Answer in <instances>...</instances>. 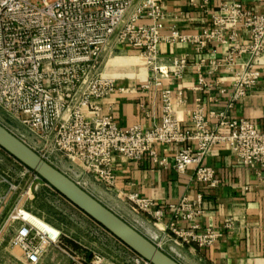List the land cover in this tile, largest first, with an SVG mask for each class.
<instances>
[{
    "label": "built area",
    "instance_id": "2783aa9c",
    "mask_svg": "<svg viewBox=\"0 0 264 264\" xmlns=\"http://www.w3.org/2000/svg\"><path fill=\"white\" fill-rule=\"evenodd\" d=\"M167 17L163 0H0V115L4 119L0 123L89 193L93 182L115 188L120 159L151 158L168 166L170 162L158 150L161 144L178 146L174 169L179 173L194 169L196 178L211 187L220 181L206 158L220 144H227L232 155L264 181V130L251 120L230 119L221 111L212 112L210 117L217 118L212 124L202 109H195L191 126L184 128L175 115L170 88L161 91L163 113L152 127L123 128L113 115L103 113L100 101L120 89L118 79L105 74L107 55L125 48L138 50L153 72L141 84L145 89L162 87L170 72L181 76L186 71L187 56L174 58L169 66L161 64L164 40L194 43L200 51L216 42L233 43L215 69L233 73V101L243 100L257 86L260 71L256 64L264 54V11L250 10L242 0H220L211 11V27L195 36L181 33L177 26L164 36ZM244 36L247 43L241 42ZM207 73H199L197 89L209 85ZM7 163L19 170L21 179L31 177V191L36 183L37 192L45 186L50 194H60L0 146V185L9 184L10 191L19 186L2 169ZM8 198L9 192L0 195V213ZM126 198L155 223L166 217V207L153 199L133 191ZM167 208L171 211L167 228L174 238L159 230L147 237L178 261L182 254L177 240L206 247L222 237L213 228L202 230L199 219L204 210L189 198ZM26 211L17 206L5 227L14 228L10 245L21 249L27 264H40L51 246L60 248L70 264H117L109 263L100 252L94 251L88 259L84 253L63 247L61 231L43 219L26 217ZM180 220L188 227H180ZM232 224L229 220L227 227ZM128 249L127 264H152Z\"/></svg>",
    "mask_w": 264,
    "mask_h": 264
},
{
    "label": "crops",
    "instance_id": "0c3cea01",
    "mask_svg": "<svg viewBox=\"0 0 264 264\" xmlns=\"http://www.w3.org/2000/svg\"><path fill=\"white\" fill-rule=\"evenodd\" d=\"M205 1L163 0V9L168 13L163 35L170 36L173 26H177L181 33L190 36L200 35L204 29L211 27V11L217 9L220 0H208L207 4ZM242 2L250 10L264 11V0ZM241 42L247 43L248 37H242ZM233 45L216 42L200 51L199 46L194 43L164 40L160 44L161 64L169 66L174 58L187 56L189 67L186 71L181 76L170 72L169 77L163 79L162 87L153 85L150 89L142 88L141 84L153 77L152 71L147 72L143 79L137 75L118 79L120 89L100 101L103 113L113 115L123 128L133 125L152 127L161 121L163 113L161 91L170 88L174 96L175 115L184 128L191 126L192 111L202 109L208 117L212 112L222 111L226 112L230 119H248L264 130V54L256 64L260 71L257 86L243 100L233 101V73L224 68L215 69L217 62L225 58ZM124 50L139 52L133 48ZM210 69L213 71L210 72ZM208 70L206 79L209 85L197 89L199 73ZM210 119L212 124L217 122V118ZM177 149L178 146L175 144L158 146L160 155L170 162L168 166L155 163L151 158L138 162L120 159L117 163L115 188L108 189L99 182H93L90 193L125 220V216L136 220L143 227L146 236H149L151 231L159 230L166 231L168 236L173 237V233L167 228L171 218V211L167 207L187 197L204 210L199 219L202 230L213 228L222 233V237L213 246L206 247L177 240V249L182 254L179 258L180 263L264 264V181L255 170L238 161L227 144H220L206 158V163L214 167L220 181L218 186L211 187L196 178L194 169L185 173H179L174 169L173 161ZM130 191L153 199L158 205L166 207L167 214L164 220L155 223L146 213L139 211L126 198V193ZM2 194H5V189L0 187V195ZM32 216L36 220L34 215ZM87 218L89 216L85 214V217L78 220L86 222ZM229 220L233 222L231 228L227 227ZM91 221L93 223L89 228L83 227L84 237L90 241H85L83 236L67 235L63 228L58 227L63 234L62 246L84 253L91 259L94 251H101L98 240L103 241L105 238L110 248L107 255L117 263L127 264L130 254L128 247L93 219ZM178 225L188 227V223L181 220ZM46 227L51 228L50 225ZM70 263V258L60 248L51 246L40 264Z\"/></svg>",
    "mask_w": 264,
    "mask_h": 264
},
{
    "label": "rangeland",
    "instance_id": "374dc122",
    "mask_svg": "<svg viewBox=\"0 0 264 264\" xmlns=\"http://www.w3.org/2000/svg\"><path fill=\"white\" fill-rule=\"evenodd\" d=\"M104 71L106 75L121 80L129 77V75L130 77L137 75L140 76L141 79H143L147 72H150L151 69L148 66L145 57L141 56L140 52H135L134 50H132V52H130L129 50H124L122 53L107 55V57L105 58ZM0 120L4 122V119L1 115ZM2 169L7 172L9 181L17 184L19 188L16 191H10L9 184L0 185L2 189H5V193L9 192L7 206L0 213V264H27L23 260L21 249L13 248L10 245V240L14 233V228L12 226H8L7 228L5 227V223L8 217L17 206L22 207L26 209L27 212H29L26 213V217L32 218V215H34L37 221L39 219H43L48 224H53L54 226H52L59 231H61V229L58 227L63 228L67 235H71L72 237H76L77 235L83 236V238H85V241H90V239H88L86 236L84 237L83 227L89 228V225L93 223L91 221L92 218H87L86 222L78 220V218L85 217L84 212L78 210L75 205H73L62 195L50 194L49 190L45 186L37 192L34 188L36 183H34L31 191V177L26 176L21 179L18 175L19 170H17L15 166L11 165V163L2 165ZM117 212H122V210H117ZM125 218L138 230L142 232L144 231L143 227L136 220H133L128 216H125ZM15 225L16 224H14V226ZM64 238H66V236H64ZM98 245L100 247L99 250L101 251L96 252H100L104 256H106L109 263L113 261V259H111V256L107 255L108 253H110V248L108 247L105 238L103 239V241L98 240Z\"/></svg>",
    "mask_w": 264,
    "mask_h": 264
},
{
    "label": "water",
    "instance_id": "95a60500",
    "mask_svg": "<svg viewBox=\"0 0 264 264\" xmlns=\"http://www.w3.org/2000/svg\"><path fill=\"white\" fill-rule=\"evenodd\" d=\"M0 146L138 255L152 264H182L1 123Z\"/></svg>",
    "mask_w": 264,
    "mask_h": 264
},
{
    "label": "bare ground",
    "instance_id": "6f19581e",
    "mask_svg": "<svg viewBox=\"0 0 264 264\" xmlns=\"http://www.w3.org/2000/svg\"><path fill=\"white\" fill-rule=\"evenodd\" d=\"M26 213H29V212L26 211Z\"/></svg>",
    "mask_w": 264,
    "mask_h": 264
}]
</instances>
